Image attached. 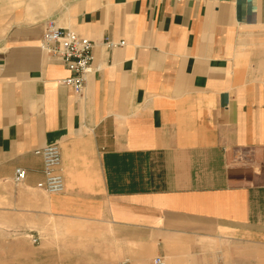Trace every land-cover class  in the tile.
<instances>
[{
    "label": "crops",
    "instance_id": "obj_1",
    "mask_svg": "<svg viewBox=\"0 0 264 264\" xmlns=\"http://www.w3.org/2000/svg\"><path fill=\"white\" fill-rule=\"evenodd\" d=\"M48 20L94 44L79 95ZM0 201L16 264H264V0H0Z\"/></svg>",
    "mask_w": 264,
    "mask_h": 264
},
{
    "label": "built area",
    "instance_id": "obj_2",
    "mask_svg": "<svg viewBox=\"0 0 264 264\" xmlns=\"http://www.w3.org/2000/svg\"><path fill=\"white\" fill-rule=\"evenodd\" d=\"M107 49L122 48L123 41L114 42L108 38L103 40ZM94 44L69 29L59 27L55 21L44 23L39 49L47 56L57 58L69 72V76L59 81L61 85L69 87L75 94L84 89L86 77L93 72L91 51ZM42 158L43 180L36 187L47 194H60L64 191L62 177L57 172L60 165V151L57 145H47L35 152ZM26 173L17 169L13 178L14 184H21ZM35 242V240H32ZM121 264H126L122 262ZM152 264H164L162 258L152 260Z\"/></svg>",
    "mask_w": 264,
    "mask_h": 264
},
{
    "label": "rangeland",
    "instance_id": "obj_3",
    "mask_svg": "<svg viewBox=\"0 0 264 264\" xmlns=\"http://www.w3.org/2000/svg\"><path fill=\"white\" fill-rule=\"evenodd\" d=\"M230 177L233 182H240L242 180V176L235 169H233ZM13 220L10 211L0 206V264H16V229H12L14 226ZM32 243L36 244L37 242L32 241ZM45 246L47 248L51 247L47 243ZM87 249L86 247L85 250ZM74 250L76 249L66 250L61 245L59 251L55 254L47 253L42 255L39 252H33L31 255L27 254L26 258L29 259L30 256L33 264H65V259L69 256L67 262L68 264H72V262L77 260V256H80L77 252H73ZM81 250L83 251L84 248ZM65 254H68V256ZM83 256V254L80 256L81 261Z\"/></svg>",
    "mask_w": 264,
    "mask_h": 264
},
{
    "label": "bare ground",
    "instance_id": "obj_4",
    "mask_svg": "<svg viewBox=\"0 0 264 264\" xmlns=\"http://www.w3.org/2000/svg\"><path fill=\"white\" fill-rule=\"evenodd\" d=\"M54 232V231H53Z\"/></svg>",
    "mask_w": 264,
    "mask_h": 264
}]
</instances>
